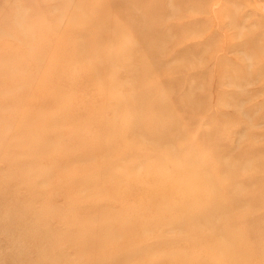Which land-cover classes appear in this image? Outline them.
I'll list each match as a JSON object with an SVG mask.
<instances>
[{"label": "rangeland", "instance_id": "374dc122", "mask_svg": "<svg viewBox=\"0 0 264 264\" xmlns=\"http://www.w3.org/2000/svg\"><path fill=\"white\" fill-rule=\"evenodd\" d=\"M0 264H264V0H0Z\"/></svg>", "mask_w": 264, "mask_h": 264}, {"label": "bare ground", "instance_id": "6f19581e", "mask_svg": "<svg viewBox=\"0 0 264 264\" xmlns=\"http://www.w3.org/2000/svg\"><path fill=\"white\" fill-rule=\"evenodd\" d=\"M110 234V232H109ZM103 246L105 247V249L107 250V244L103 243ZM120 249H117L116 251H119ZM117 254V253H116Z\"/></svg>", "mask_w": 264, "mask_h": 264}]
</instances>
